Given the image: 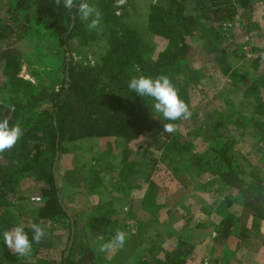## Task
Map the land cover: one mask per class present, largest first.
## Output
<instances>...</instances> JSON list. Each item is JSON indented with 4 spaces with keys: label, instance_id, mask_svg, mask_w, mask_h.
<instances>
[{
    "label": "trees",
    "instance_id": "1",
    "mask_svg": "<svg viewBox=\"0 0 264 264\" xmlns=\"http://www.w3.org/2000/svg\"><path fill=\"white\" fill-rule=\"evenodd\" d=\"M164 1L167 7H152L151 29L166 38L169 45L153 59L145 54L142 39L136 29L126 25L117 14L118 0H100L97 5L102 16L100 26L106 49L100 60L93 64L75 61L71 57L67 60V54L72 51L71 38L83 31L77 18H73L77 13L75 9L70 13L63 4L57 7L54 0H0V43L25 40L33 34L39 37L36 33L38 24L40 31L55 30L61 47L59 49L64 53L58 77L49 88L39 80L40 71L34 72L38 82L22 75L23 64L18 55L0 58V120L7 118L10 127L19 123L24 131L17 144L0 158V262L79 264L73 263V260L78 250L83 252L87 248L82 238L86 230L79 227L80 223L74 221L66 209L54 166L58 153L62 152L67 143L87 138L112 137H120L132 143L150 136L148 139L159 149L176 148L178 152L185 153L179 147L174 133L163 132L164 124L178 125L179 120L168 121L162 118L156 124H149L150 116L146 113L145 104L152 98L131 92L128 83L132 77L141 75L152 79L166 75L180 98L189 104L193 82L185 71L188 67L184 59L186 39L197 38L202 41L223 38L222 23H232L239 15H248L252 9V0ZM188 4L193 6L191 13L185 11ZM32 8L37 10V23L28 19ZM203 24H211V31L204 29ZM69 30L70 34L67 33ZM214 47L210 51L215 54L212 55L213 59L218 60V51L222 55L226 54L217 44ZM262 87L261 79H258L246 93L255 115L264 118V101L260 97ZM245 131V126L232 127L220 122L214 125L212 131L196 133L214 155L215 179L230 189L248 193L258 199V203H250V206L264 215L263 178L251 173L248 179L247 172L235 163L233 148ZM163 136L165 140L161 138ZM155 194V183L149 182L146 195L141 201L142 210L152 214L157 212V206L153 209ZM31 195L40 200L32 202ZM19 204L23 209L19 208ZM227 217L220 222L224 225L222 239L228 238L234 227V218ZM121 219V216L93 215L89 217L86 227L100 247L111 240L117 230L125 232L126 226L121 224ZM29 220L31 222L23 224ZM32 223L46 228V238L39 244L33 242L30 256L21 257L11 252L3 242V233L23 225L31 240ZM57 228L67 230L65 245L61 249H52L51 254L44 253V246L52 240ZM177 240L175 248L171 250L152 243V247L142 250L135 264H204L203 259L199 263H191L194 246L189 245L182 236L177 237ZM71 241L69 255L65 257L64 253ZM117 249L119 252L121 248ZM112 253H102L105 257L97 264H105L106 258ZM110 261L109 264H112Z\"/></svg>",
    "mask_w": 264,
    "mask_h": 264
},
{
    "label": "rangeland",
    "instance_id": "2",
    "mask_svg": "<svg viewBox=\"0 0 264 264\" xmlns=\"http://www.w3.org/2000/svg\"><path fill=\"white\" fill-rule=\"evenodd\" d=\"M99 1L87 0L98 10ZM75 2L78 4L80 0ZM116 5L123 22L139 33L146 55L154 59L168 47V40L151 29L152 7L165 8L167 2L124 0ZM192 10L193 6L188 4L186 13ZM37 18V10L32 8L28 19L37 23ZM73 18H77L83 31L82 35L78 33L71 38L72 51L67 54V60L71 57L75 61L95 64L106 49L101 26L89 30L78 12ZM222 24L223 38L186 39L184 59L188 67L185 71L193 82L188 104L192 116L189 120H179L174 132L185 153L176 148L159 149L148 139L150 136H144L132 143L120 137L93 138V141L87 138L67 143L59 154L55 173L61 198L74 221L86 230L82 238L87 248L77 251L73 263L97 264L105 257L99 253V243L86 227L89 217L99 214L121 216V224L126 226V243L119 252L113 250L105 264L113 257L112 264H135L142 250L152 247V243L171 250L179 236L194 246L191 263L203 259L204 264H213V254L207 257L202 253L203 248L197 249L198 243L201 247L203 241L212 242L215 252H219L223 245L228 246L226 241L235 246L239 244L240 235L255 236L258 231L264 232V215L250 206V203H258V199L230 189L215 179L214 155L196 133L212 131L220 122L232 127L245 126L244 136L233 148L235 163L247 172L248 179L251 173H256L264 180V118L255 115L246 93L254 81L261 79L260 97L264 101V0H252L248 15H239L235 22ZM210 25L203 24V28L211 31ZM36 27L39 37L33 34L25 40L0 43V58L18 55L23 64L22 75L38 82L34 72L40 71L39 80L49 88L58 77L64 53L59 49L54 29L40 31L38 24ZM215 44L226 51L225 55L221 51L216 53L218 60L213 59L215 54L210 52ZM153 104V99L145 104L149 124H156L163 118ZM161 138L165 140L164 136ZM207 163L209 165L205 166ZM149 182H154L157 189L155 214L141 208ZM34 197H30L32 202L37 201ZM19 208L23 206L19 204ZM227 216L234 218V227L232 234L222 239L224 225L220 222ZM66 237L67 230L57 228L51 243L44 246V253L51 254L52 249L63 248ZM66 252L64 256L68 257ZM0 264L9 263L2 260Z\"/></svg>",
    "mask_w": 264,
    "mask_h": 264
},
{
    "label": "clouds",
    "instance_id": "3",
    "mask_svg": "<svg viewBox=\"0 0 264 264\" xmlns=\"http://www.w3.org/2000/svg\"><path fill=\"white\" fill-rule=\"evenodd\" d=\"M123 2L124 0H118V3ZM54 3L57 7L63 4V7L70 13L75 9L80 14L81 20L87 22L89 30L98 29L101 25V12L95 6L90 5L87 0H80L78 4L75 0H54ZM128 88L141 97L152 98L154 110L162 114L165 120H189L192 116L188 104L180 98L177 89L166 75H160L155 79L143 75L132 77L128 83ZM176 130L177 125L174 123L163 125V132L165 133L172 134ZM23 134L24 131L19 123L10 127L7 118L0 120V158H3V154L17 144ZM30 228L33 232L31 240H29L23 225L15 226L3 233V242L11 252L21 257L30 256L33 242L39 244L46 238L47 231L44 226L32 223ZM125 243L126 233L117 230L111 240L100 245L99 251L102 253L111 252L117 248H122Z\"/></svg>",
    "mask_w": 264,
    "mask_h": 264
},
{
    "label": "crops",
    "instance_id": "4",
    "mask_svg": "<svg viewBox=\"0 0 264 264\" xmlns=\"http://www.w3.org/2000/svg\"><path fill=\"white\" fill-rule=\"evenodd\" d=\"M91 140L93 141V138ZM243 237L239 236L237 247L234 243L226 241L228 246L223 245L219 252H215V245L209 241L200 243L201 247L198 243L197 249L203 248L202 253L207 254V257L213 254V264H264V232L258 231L255 236Z\"/></svg>",
    "mask_w": 264,
    "mask_h": 264
},
{
    "label": "water",
    "instance_id": "5",
    "mask_svg": "<svg viewBox=\"0 0 264 264\" xmlns=\"http://www.w3.org/2000/svg\"><path fill=\"white\" fill-rule=\"evenodd\" d=\"M67 80H68V78H67ZM58 157H59V153H58V155H57L56 161L58 160ZM54 166H56V163H55V165H54ZM71 244H72V241L70 242V244H69V247H68V249H67V252H66V253H69V251H70V247H71Z\"/></svg>",
    "mask_w": 264,
    "mask_h": 264
},
{
    "label": "built area",
    "instance_id": "6",
    "mask_svg": "<svg viewBox=\"0 0 264 264\" xmlns=\"http://www.w3.org/2000/svg\"><path fill=\"white\" fill-rule=\"evenodd\" d=\"M40 200V198H37V201H39Z\"/></svg>",
    "mask_w": 264,
    "mask_h": 264
}]
</instances>
